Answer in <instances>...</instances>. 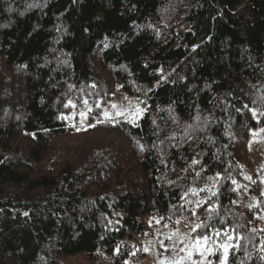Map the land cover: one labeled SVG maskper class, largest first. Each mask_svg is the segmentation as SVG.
Instances as JSON below:
<instances>
[{
    "label": "trees",
    "instance_id": "trees-1",
    "mask_svg": "<svg viewBox=\"0 0 264 264\" xmlns=\"http://www.w3.org/2000/svg\"><path fill=\"white\" fill-rule=\"evenodd\" d=\"M104 72L146 110L94 107L85 133L123 135L132 156L88 146L50 169ZM262 129L264 0H0V264H127L148 217L196 210V235L234 237L227 264H264V181L244 169Z\"/></svg>",
    "mask_w": 264,
    "mask_h": 264
},
{
    "label": "rangeland",
    "instance_id": "rangeland-1",
    "mask_svg": "<svg viewBox=\"0 0 264 264\" xmlns=\"http://www.w3.org/2000/svg\"><path fill=\"white\" fill-rule=\"evenodd\" d=\"M171 25L172 27L181 26L178 21L171 23ZM176 27L174 29H177ZM161 30L165 32L164 28ZM101 77L100 87L102 91L100 95H97L100 98L96 101L85 100L81 108L72 107L69 114L65 115L66 120L79 134L60 137L54 142L55 152L50 154V159L53 158L50 169L59 167L58 164L63 163L65 158L80 157V151L88 146H93L95 149L107 147L111 150L109 153L110 157L113 154L117 156L120 152H124L123 154L127 156H132L133 151L128 147L129 141L123 135H118L107 129H98L85 133L93 128L90 115L94 107L101 106V112L105 119H123L132 124L141 119L146 110V103L143 97L126 93L120 84L115 85L112 82V77L109 73L104 72ZM101 98H104L105 101ZM105 112L109 114L110 118L104 116ZM118 112L123 113V115H117ZM82 113L83 115H81ZM80 132L83 134H80ZM245 144L249 145L252 158V160L244 162L246 179L250 180L248 179L249 177L256 176L264 181L262 166V160L264 159V129L253 132V135L248 138ZM57 161L60 162L57 163ZM240 185L242 187V182ZM197 211L192 216L186 213L178 219L173 217V220H169L167 223L161 217H148L150 229L145 233L134 236L132 239L131 244L138 248V252L136 258L127 260V264H177V262L178 264H193V261H202L199 253L203 251V248L196 249L191 247L195 238L199 237L193 231L195 226L199 224L200 213ZM209 237L211 240L207 246L212 249V253L217 247L225 243L230 248L229 240H220L215 234ZM181 248L185 250L180 251ZM189 252L192 253L191 256H189ZM210 255L208 252L204 253L203 264H209ZM113 259L111 255H101L100 257L89 259L86 255L79 254L63 257L62 262L63 264H115Z\"/></svg>",
    "mask_w": 264,
    "mask_h": 264
},
{
    "label": "snow or ice",
    "instance_id": "snow-or-ice-1",
    "mask_svg": "<svg viewBox=\"0 0 264 264\" xmlns=\"http://www.w3.org/2000/svg\"><path fill=\"white\" fill-rule=\"evenodd\" d=\"M113 107H115V105H113ZM83 115V113L81 114ZM117 115H123V113H117ZM253 115L255 116V112H253ZM104 116L106 118H110L109 114L107 112L104 113ZM195 163V161H194ZM248 179H251L250 177ZM199 227H201V225H196L195 228L193 229V231H196ZM219 231H217L216 235H219ZM228 240H232L234 239L233 236H228L227 237ZM211 238L209 236H199L195 238L194 244L191 245V247L199 249V248H203V251H200V256L202 258V261H193V264H203V257H204V253L208 252L209 254H212V249H210L207 245L210 242ZM221 247L223 248L224 252H225V256L224 258L221 260V264H227V253L229 251V245L227 243L221 245ZM236 247V246H233ZM167 251V249H165ZM184 248H181L180 251H184ZM191 252H189V256H191ZM178 264V262H177ZM210 264V262H209Z\"/></svg>",
    "mask_w": 264,
    "mask_h": 264
}]
</instances>
